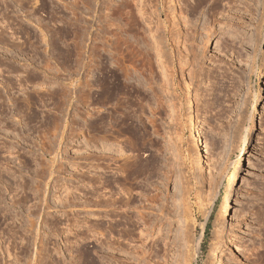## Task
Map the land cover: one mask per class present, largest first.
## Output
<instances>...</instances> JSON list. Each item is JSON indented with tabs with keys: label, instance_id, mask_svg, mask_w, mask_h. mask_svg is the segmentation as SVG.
I'll list each match as a JSON object with an SVG mask.
<instances>
[{
	"label": "rangeland",
	"instance_id": "374dc122",
	"mask_svg": "<svg viewBox=\"0 0 264 264\" xmlns=\"http://www.w3.org/2000/svg\"><path fill=\"white\" fill-rule=\"evenodd\" d=\"M115 33L126 69L138 63L135 43L152 58V78L133 72L126 122L114 115L121 96H101L97 83L114 66ZM102 138L114 151L135 138L132 154L149 172L148 187L133 193L166 198L148 208L163 215L168 244L149 264H214V254L221 264H260L264 0H0V264H131L116 244L124 226L97 217L96 181L119 177L120 164L112 173L97 165ZM89 229L104 233L103 249Z\"/></svg>",
	"mask_w": 264,
	"mask_h": 264
},
{
	"label": "bare ground",
	"instance_id": "6f19581e",
	"mask_svg": "<svg viewBox=\"0 0 264 264\" xmlns=\"http://www.w3.org/2000/svg\"><path fill=\"white\" fill-rule=\"evenodd\" d=\"M208 1L209 0H198V4L201 5L202 3H207ZM126 7L129 9L127 15L130 17V15L133 13V9L131 5H127ZM121 8L122 5H120L119 3H116L114 5L113 13L115 17H118V15L122 13ZM138 12L141 16L145 15L144 12L141 11V9H139ZM126 25L129 26L128 19L126 21ZM140 29L142 30V28H139L138 32H141ZM122 44L123 42L121 36L118 33H115L114 47L112 51L114 57V63H113L114 66L111 69H108V71L107 70L104 71V69H101L97 78V83L101 96L105 95V92L106 94L109 95L115 94L121 96V98L114 104V107L117 109L114 110V115H115V120H117V117H119V119H121L122 122H126V121H131L132 118L129 113L130 108L132 106V102H129L128 100L129 94L130 93L132 94L138 90L137 85L131 82L133 72L134 73L142 72L143 74H148L152 78L153 69H152V61H151L152 58L150 57L147 51L139 49L140 46L138 45V43L137 44L135 43V47L133 48V50H136L137 52L136 59L138 60V63L134 65L135 68L133 67V71L126 69L127 66H122L120 63V59L124 57L121 48ZM126 54L127 56L129 55L128 50H126ZM75 56H78L80 61L81 53L76 52ZM15 104L17 105V101L13 103L12 107H14ZM191 106L192 103L189 100L187 105L189 112L191 110ZM102 120L103 119H101V121ZM194 120H195V116L189 115V122L190 123L193 122L192 124H190L191 132L193 135L195 132ZM243 131H244V135H242L241 137V144L243 146V149L241 150L240 155L235 161V163L232 164V170L227 175L226 178L225 196L223 203L224 206L222 209L223 213H226L227 209L231 207L228 201V194L235 182L236 172L240 166L241 158L243 156L247 143V138L250 132V125L247 126ZM103 140L104 139L102 138L101 139L102 146L100 148L101 154L99 157V160H101V162L100 163L97 162V165H101L103 164V162L106 161L105 164V168H107L106 171L107 173L109 171L112 173L114 172V169L110 168L109 166L110 163L114 164L115 162H120L118 169L115 170L114 173V174L119 173V177H117L118 179L114 178V176L112 177L107 176L104 177L103 179L99 177V179L96 181V183L99 186L98 188L94 189L95 191L94 193L96 195L95 197L97 198V201H94L95 205L98 208L97 217L98 218L101 217L103 219L106 217H110L109 221L110 222L113 221L116 226L119 224H122L124 226L123 234L122 233L118 234L116 244L119 252L126 255V258L129 263L149 264L152 249H154L156 252H161L164 251L166 247L168 248V244L164 243L163 240L164 238L162 237L161 218L163 217V215L155 214V216L154 215L150 216V213L152 211L154 210L156 211L157 208H159L160 206H164V205H158L157 207H154V205L152 204L160 203L163 201L165 202L166 198L164 197V195H160L161 192L155 193L150 197L144 194L143 192L144 190L140 191L138 194L133 193L134 192L133 189L135 188L133 186L138 185L142 189L146 186L144 182H146L148 178L146 177L145 174L146 172H149V169L147 168V165L149 164L143 162V160L140 159L138 155L132 154L133 151H138L139 148L135 138H131L130 143L127 144L129 150L127 149V147L118 144L117 145L118 150L116 151H114L111 144L104 145ZM197 147L199 148L200 154L203 155L205 151H203L204 149L202 147V143L200 144L197 143ZM127 150L131 151V153L128 154V152H126ZM150 170H152V168H150ZM84 174L86 175L87 173ZM111 184L116 185L117 190H112V188H110L108 192H105L106 187H108ZM147 187L148 186H146L145 188ZM150 198L152 199V201L150 200ZM88 205H89L88 202L85 201L84 207L86 208L88 207ZM150 207H152L151 208L152 210L150 209L151 212L148 209ZM108 210H115L114 213L112 212V214H114L112 215V218L111 215L110 216L108 215L107 213ZM132 211H134L135 213L134 215H132ZM102 212H104L105 214H102ZM31 226H34L33 221L31 222ZM88 232L93 234L95 237V239H93L94 241L92 242H94V244L99 243V245L102 246L101 248L103 249V245L105 243L102 245L101 241H103V238H105L104 233H102L100 229L99 230L89 229ZM122 246L125 247L124 250H122ZM196 247H197V243H196ZM196 247H194V253H193V249L190 250L189 253L190 258L194 257ZM260 247L262 248V250H260L256 256L259 258L260 264H264V242H262V245ZM106 249L108 248L106 247ZM214 264H221L217 254H214Z\"/></svg>",
	"mask_w": 264,
	"mask_h": 264
}]
</instances>
